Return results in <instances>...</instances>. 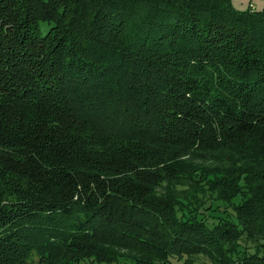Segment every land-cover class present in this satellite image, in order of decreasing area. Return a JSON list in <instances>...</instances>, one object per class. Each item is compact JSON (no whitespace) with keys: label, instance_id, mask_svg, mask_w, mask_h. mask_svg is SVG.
<instances>
[{"label":"trees","instance_id":"trees-1","mask_svg":"<svg viewBox=\"0 0 264 264\" xmlns=\"http://www.w3.org/2000/svg\"><path fill=\"white\" fill-rule=\"evenodd\" d=\"M101 238L264 264V8L0 0V264H109Z\"/></svg>","mask_w":264,"mask_h":264},{"label":"rangeland","instance_id":"rangeland-1","mask_svg":"<svg viewBox=\"0 0 264 264\" xmlns=\"http://www.w3.org/2000/svg\"><path fill=\"white\" fill-rule=\"evenodd\" d=\"M233 5L239 9H248L250 7L255 9L257 8V10H261L264 8V0H231ZM161 146H165V145H161ZM164 149H166L167 151L173 152V150H177L176 154H187V157L189 158L190 155H193V152L191 151V147L190 145L188 146H177L174 147L173 145L171 146H165L163 147ZM197 157V156H195ZM210 204L212 206L215 205H221L218 203V201H214L213 199H211ZM209 204V203H208ZM106 233L110 234V235H118V237L120 238V234L117 231H112L111 228L109 230H105ZM101 242L104 245H107L110 247L106 249V253L114 255V257L116 258V260L111 261L109 264H136V260L135 258L138 257L140 254H142V256H144L145 254H143V252H146V250H142L138 247H136L135 245H133L132 243H127L125 241H123L122 239H119L117 242V244L115 243L114 240L109 241H103V239L101 238ZM112 242V243H111ZM113 258H111L110 260H112ZM187 259V257L185 255H177V256H170L168 258V260L166 262H163L162 264H183L184 260ZM194 261L192 262V264H213L207 257H205L203 254H198L194 257ZM93 264H98V262L93 263ZM100 264V263H99ZM101 264H108L105 261H102Z\"/></svg>","mask_w":264,"mask_h":264}]
</instances>
